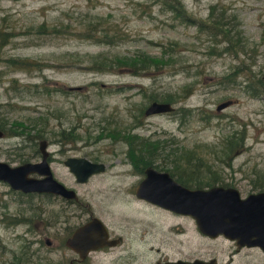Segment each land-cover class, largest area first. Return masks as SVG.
I'll list each match as a JSON object with an SVG mask.
<instances>
[{"label": "rangeland", "instance_id": "rangeland-1", "mask_svg": "<svg viewBox=\"0 0 264 264\" xmlns=\"http://www.w3.org/2000/svg\"><path fill=\"white\" fill-rule=\"evenodd\" d=\"M169 1L183 11L169 8ZM44 23L53 31L44 32ZM89 23L113 27L115 36L86 37ZM0 26L14 33L0 50V159L11 165L40 160L46 139L55 176L90 205L26 196L0 180V218H27L0 219V264L67 263L56 220L90 211L154 218L160 237L196 231L191 216H169L144 203L127 207L138 201L132 189L147 164L179 174L171 163L175 153L196 149L211 166L198 176L204 185H235L243 196L264 188V0H0ZM135 54L168 65L138 74L124 65L91 68L100 58L115 62ZM9 57L35 64L13 68ZM153 100L174 109L147 115ZM225 100L231 103L218 110ZM232 134L241 143L228 156L223 149ZM144 139L162 144L153 163L147 151H141L147 161L139 160ZM68 156L106 167L77 182L64 163ZM165 238L157 244L164 247Z\"/></svg>", "mask_w": 264, "mask_h": 264}, {"label": "water", "instance_id": "water-1", "mask_svg": "<svg viewBox=\"0 0 264 264\" xmlns=\"http://www.w3.org/2000/svg\"><path fill=\"white\" fill-rule=\"evenodd\" d=\"M75 87L80 88V86L70 88ZM229 103L231 100H225L217 105V109L220 110ZM173 109L174 105L169 101L153 100L146 107L145 114ZM3 134L4 131L0 128V137ZM47 144L46 139L40 140L39 149L42 154L40 160H28L11 165L0 159V180L23 192H50L69 199L78 198L74 188L68 187L54 175L48 161ZM64 163L78 181H85L91 173L105 169L104 162L92 161L85 156H68ZM136 193L166 208L192 216L199 229L208 233L236 230L264 232V191L242 196L235 186L190 187L174 178L169 171L148 165L145 168V176L137 184ZM100 229L103 231L102 234ZM105 235L104 223L98 217H94L79 226L67 238L66 243L78 248L97 247L105 242ZM245 240L260 242L264 246V237ZM47 243H50V240H47Z\"/></svg>", "mask_w": 264, "mask_h": 264}, {"label": "flooded vegetation", "instance_id": "flooded-vegetation-1", "mask_svg": "<svg viewBox=\"0 0 264 264\" xmlns=\"http://www.w3.org/2000/svg\"><path fill=\"white\" fill-rule=\"evenodd\" d=\"M52 156L53 155L49 151L48 161L50 165ZM148 165L152 164H147L146 166ZM146 166L143 168L144 176ZM104 170L91 173L85 181L76 180L81 183L87 182L92 179L93 176L103 173ZM140 180L132 189V192L138 201L133 202V204L132 202L129 203L127 207L144 203L146 206L150 205L162 209L161 211H166L169 216L172 214L190 216L166 208L147 198L138 196L136 193V187ZM225 186H230V184H226ZM74 189L78 194V198L76 199H69L62 195L50 192H23L18 189L13 190L26 196H33L35 193H37V195H52L57 197L61 203L69 202L90 208L89 203L81 200V196L77 189ZM257 191H264V188L253 192ZM39 206L40 205H38V208ZM40 208L42 209V207ZM89 213L90 215L80 216L79 219L56 220L58 224H62L63 229L62 231L57 229L59 231L57 235H63L65 237V244L67 245V238L70 237L79 226L87 223L94 217H98L106 227L105 242H102V244L97 247L91 248H78L76 246L67 245L69 249L68 261L67 263L61 264H264V246L262 243L253 241L248 242V240H245L247 238L253 239L264 237V232L253 230L238 232L236 230V232L219 231L217 233H208L199 229L196 220L191 216V218L195 220L196 231H193L190 234L186 230L177 231L174 232V237H166L164 235L165 238L163 236H157V222L154 218L140 216H132L131 218L130 215H127L126 217L107 216V218H102L101 216L94 214L92 211ZM162 213L166 214L164 212ZM0 219L27 218L25 215L11 216L5 214ZM140 220H146L147 223H143ZM169 228H172V225H170ZM102 232V229H100V234H102ZM163 238L167 240L166 242L162 241L165 246L161 247V241H159L158 245L157 239Z\"/></svg>", "mask_w": 264, "mask_h": 264}, {"label": "trees", "instance_id": "trees-1", "mask_svg": "<svg viewBox=\"0 0 264 264\" xmlns=\"http://www.w3.org/2000/svg\"><path fill=\"white\" fill-rule=\"evenodd\" d=\"M170 3V1H169ZM171 4V3H170ZM169 8H173L174 10L178 11V12H182L183 9L180 7V4H171L169 5ZM92 23L88 24V28L84 29L83 34L86 37H94L98 40H100L101 36L104 34L107 37L111 38L113 36H115L116 33V29H113V27H107V26H102L100 23H97L95 26L91 27ZM3 26H0V50L9 42L10 38L13 36V32L5 30V28H2ZM40 27L44 28V32L46 33H50L53 30L52 29H48V25L46 23L42 24ZM100 30L102 31V33L100 32ZM111 31H113V33H111ZM35 59H29L27 57L25 58H8V63L11 67L16 68H29L26 67V65L31 66L33 64H35L33 61ZM25 64V65H24ZM51 63H49L50 65ZM91 68H96L97 70H102L104 68H110L113 66H117V65H124L127 66L129 68L132 69V71L136 74L145 71V70H149L151 68H160L163 66L168 65V61H163L162 59H159L158 57H151L149 55H142V54H135L134 56L131 57H125L123 59L118 58L117 61L113 62L110 61L107 58H100L97 59L96 61H93L91 63ZM46 66V65H44ZM228 74L229 77H233L234 72L231 73H226ZM231 80V78L229 79ZM55 90H62L64 91L62 88L59 87H55ZM4 122L2 120H0V128L4 127ZM38 130V136H43L42 130L41 129H37ZM68 134H71L70 131L67 132ZM131 136H135V135H131ZM240 141L239 140H235L234 135H230L228 141L226 142L223 152L224 154L231 156L232 154H234V152L236 151V148L238 147V145H240ZM143 148L142 150H140V155H139V160L142 162H146L147 159H149V161L147 163H153V160L157 157L156 156V150L162 145L158 142V140H146L144 139L143 141ZM141 151H147L151 154V157L149 158H144L146 157V155H142ZM155 152V153H154ZM196 149H189L186 152H183V154H178L175 153L176 155H173V158L171 159V163L173 167H176V170H178V177L175 176L174 174V170L173 169H169L167 168V170L180 182H182L183 184L190 186V187H205V186H211L213 185L212 183H208L207 185H204L198 181H201V179H198V176L200 174V172L202 171L203 167H207V168H211L210 165H207V162H205L203 159H201V156H196ZM237 152V151H236ZM231 154V155H230ZM182 160V161H180ZM165 166V164H164ZM196 183V185H193V183ZM226 185V184H224ZM50 196V195H48ZM13 220V219H11Z\"/></svg>", "mask_w": 264, "mask_h": 264}]
</instances>
